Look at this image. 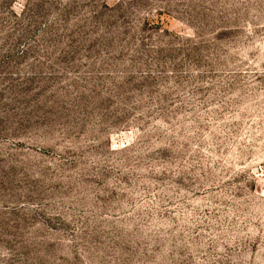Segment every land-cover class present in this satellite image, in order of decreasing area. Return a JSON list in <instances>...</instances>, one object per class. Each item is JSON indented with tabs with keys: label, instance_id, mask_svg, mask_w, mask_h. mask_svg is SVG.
<instances>
[{
	"label": "rangeland",
	"instance_id": "1",
	"mask_svg": "<svg viewBox=\"0 0 264 264\" xmlns=\"http://www.w3.org/2000/svg\"><path fill=\"white\" fill-rule=\"evenodd\" d=\"M0 264H264V0H0Z\"/></svg>",
	"mask_w": 264,
	"mask_h": 264
}]
</instances>
